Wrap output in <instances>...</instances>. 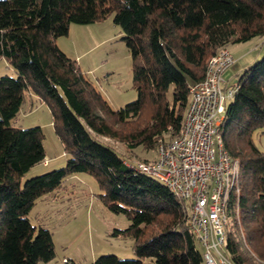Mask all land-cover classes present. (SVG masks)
Segmentation results:
<instances>
[{"label": "trees", "instance_id": "16d2710c", "mask_svg": "<svg viewBox=\"0 0 264 264\" xmlns=\"http://www.w3.org/2000/svg\"><path fill=\"white\" fill-rule=\"evenodd\" d=\"M110 16L124 34L137 91L136 100L119 109L58 45L71 24ZM256 37H264V0H0V60L17 73L0 77V264L54 259L53 233L33 225L29 214L39 198L81 172L96 179L104 205L130 221L114 235L131 238L136 255L105 254L91 264H144L147 258L203 264L184 202L99 137L151 151L179 136L189 88L204 79L209 59ZM234 87L218 127L240 163L241 192L229 205L239 204L240 217L228 228L225 247L233 264H264V152L254 141L256 132L264 136V57ZM32 95L50 107L67 164L22 184L47 156L40 126L12 124Z\"/></svg>", "mask_w": 264, "mask_h": 264}, {"label": "rangeland", "instance_id": "374dc122", "mask_svg": "<svg viewBox=\"0 0 264 264\" xmlns=\"http://www.w3.org/2000/svg\"><path fill=\"white\" fill-rule=\"evenodd\" d=\"M70 31L69 36L61 37L60 47L68 51L69 57L77 58L82 71L97 84L111 106L119 109L136 100L131 54L122 39L124 34L121 28L114 24L112 17L98 24L73 23ZM229 50L237 61L226 70L225 78L229 80L228 87L235 88L244 70L264 57V37L231 44ZM5 74L17 76L16 71L1 59L0 77ZM12 124L20 128L40 126L45 135L47 157L44 162L47 163L37 164L26 172L22 184L29 178L67 164L63 144L53 126L52 111L45 102L37 99L35 95L30 96ZM99 139L134 165L140 160H154L158 156L157 149L147 151L138 147L131 151L120 141L101 137ZM254 141L264 152V136L260 132L254 134ZM78 174L83 177L66 180L64 188L60 190V198H54L58 192H53L55 195L47 194L39 198L30 211L32 224L48 228L53 233L55 243L54 259L40 264H91L105 254L135 258L133 240L114 235L115 229L129 226L130 221L126 215L114 213L104 205L99 197L98 183L93 176L83 172ZM234 218L235 215L229 212L227 230L234 229ZM196 247L204 253L205 248L197 240ZM220 251L228 256L225 246ZM212 253L219 258L215 250ZM144 264L156 262L147 258ZM203 264H206L205 261Z\"/></svg>", "mask_w": 264, "mask_h": 264}, {"label": "built area", "instance_id": "2783aa9c", "mask_svg": "<svg viewBox=\"0 0 264 264\" xmlns=\"http://www.w3.org/2000/svg\"><path fill=\"white\" fill-rule=\"evenodd\" d=\"M234 63L229 48L213 55L204 79L189 88L190 102L181 134L160 141L154 160L136 165L127 162L136 171L161 181L184 202L190 228L205 248L206 264H233L220 248L227 241L228 213L240 217L239 204L229 206L241 192L240 163L231 157L218 131L225 103L236 93L224 77Z\"/></svg>", "mask_w": 264, "mask_h": 264}, {"label": "crops", "instance_id": "0c3cea01", "mask_svg": "<svg viewBox=\"0 0 264 264\" xmlns=\"http://www.w3.org/2000/svg\"><path fill=\"white\" fill-rule=\"evenodd\" d=\"M102 22V21H101ZM101 22H97V23H92V24H98V23H101ZM72 28V24H71V26H70V29ZM69 32H71V31H69ZM70 34V33H69ZM69 36V35H68ZM60 39L61 38H59L58 39V45H59V41H60ZM257 45H258V43L255 45V48L257 47ZM60 46V45H59ZM61 48V47H60ZM64 52H66V53H68V51L67 50H64L63 48H61ZM253 52V51H252ZM252 54V53H251ZM244 57V56H243ZM242 57V58H243ZM77 59V58H76ZM255 59V58H254ZM236 61H237V58L235 59ZM253 61V60H252ZM250 63V62H249ZM246 65H247V63H246ZM226 73V72H225ZM225 73H224V77H225ZM87 75V74H86ZM226 79V78H225ZM229 80H227L226 79V82H227V86H228V82ZM66 156V155H65ZM47 157V156H46ZM45 160H46V158H45ZM66 160H67V156H66ZM44 164H45V162H44ZM46 165V164H45ZM49 165V164H48ZM47 165V166H48ZM80 177H83L82 175H80V174H75V175H73L72 177H70V178H80ZM64 188V185H63V187L62 188H60L58 191H56V192H58L57 193V195H56V197H54V198H60L61 197V195H60V190L61 189H63ZM65 193H68V192H65ZM51 194H53V195H55L56 193H51ZM66 195V194H65Z\"/></svg>", "mask_w": 264, "mask_h": 264}]
</instances>
